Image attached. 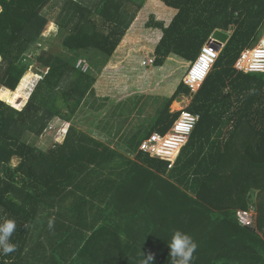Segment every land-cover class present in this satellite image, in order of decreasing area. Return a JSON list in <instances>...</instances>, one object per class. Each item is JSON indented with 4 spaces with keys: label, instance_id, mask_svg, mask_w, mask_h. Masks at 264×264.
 <instances>
[{
    "label": "trees",
    "instance_id": "trees-1",
    "mask_svg": "<svg viewBox=\"0 0 264 264\" xmlns=\"http://www.w3.org/2000/svg\"><path fill=\"white\" fill-rule=\"evenodd\" d=\"M54 8L58 47L38 55ZM217 30L230 39L194 94L184 78ZM263 30L264 0H0L3 98L14 106L23 77L40 76L24 109L0 99V222L17 224L0 264H173L177 230L197 244L191 264H264V73L235 68ZM92 53L111 60L99 80L77 68ZM97 89L136 97L131 108L150 93L160 101L150 129L127 139L134 153L192 98L200 118L173 169L74 127L49 150L31 142L56 118L72 123ZM239 211L253 212L250 226Z\"/></svg>",
    "mask_w": 264,
    "mask_h": 264
},
{
    "label": "rangeland",
    "instance_id": "rangeland-1",
    "mask_svg": "<svg viewBox=\"0 0 264 264\" xmlns=\"http://www.w3.org/2000/svg\"><path fill=\"white\" fill-rule=\"evenodd\" d=\"M144 10H146L144 8ZM58 11L59 8H54V10L51 13H47L49 24L46 26L44 32L41 35L40 41H39V46L38 48H34L33 50L37 51V54L39 55L42 50L47 51L49 48L56 45L58 47V27L54 23L56 17L58 16ZM147 11V10H146ZM40 47V48H39ZM33 50L29 53L31 56L33 54ZM57 50H61V48H58ZM84 58H81L83 60H86L90 66L91 69H89L88 72L92 71L91 73L96 75V78L99 80L100 79V74L105 70L109 59L103 58L102 56L92 53L88 56H83ZM93 68V69H92ZM112 79V81H116ZM185 79V78H184ZM40 81V76L32 74V73H27L16 90L19 92V98L17 99V103L14 106H11L6 98H3L2 94L4 89L0 87V99L2 101H5L10 105L11 107L16 108L17 110H22L28 103V101L31 98L32 93L36 89L38 83ZM120 80L118 79V82ZM15 91V92H16ZM100 89H97L96 96H93L90 99L85 100L81 107L77 110L76 114L74 115V120L72 123L65 122L63 120H60L58 118L54 119L49 128L44 132L42 136H35L33 135L31 137V142H33L39 149L41 150H49L54 142H59L60 144L64 142L69 130L71 127H74L77 129V131L84 132L85 134H90L93 136L95 139L99 140L102 143H105L112 148L116 147V144L118 141H112L110 136L112 135L109 132H105L102 128L106 124L105 120H113V116H118L119 111L121 113V107L118 108L117 106L121 100L117 102H113L111 104V99L108 98L109 100L105 99V96L107 95L106 92H103ZM12 96L14 91H11L10 93ZM99 96H98V95ZM16 97V96H14ZM22 97V98H21ZM133 99H136V97H133L132 99L128 100L129 102H133ZM192 98L191 97H182L180 99L179 105L176 103L173 104L171 107L172 111H181L182 108H187L189 103H191ZM71 102H75L74 99L71 98ZM130 103V104H131ZM121 104V103H120ZM161 105L160 101L154 100V97L150 96H145L141 99L139 102V105H137V109L139 107L144 108V115L142 118L140 117L139 121V126L141 128H148L151 125V122L153 121V118L156 114V110L159 106ZM131 106V105H130ZM124 112H127L125 109ZM64 113L67 114V109L64 110ZM111 120V121H112ZM122 130H127L126 128H123ZM20 164V160L18 158L13 159L12 165L14 167H17Z\"/></svg>",
    "mask_w": 264,
    "mask_h": 264
},
{
    "label": "built area",
    "instance_id": "built-area-1",
    "mask_svg": "<svg viewBox=\"0 0 264 264\" xmlns=\"http://www.w3.org/2000/svg\"><path fill=\"white\" fill-rule=\"evenodd\" d=\"M224 47L225 44L221 43L213 36L203 47L198 59L192 65L184 80L185 84L190 87L194 94L198 92L212 72ZM143 64L145 67H152L154 58L152 56L147 57ZM77 68L87 73L90 69V65L87 61L81 60L77 64ZM235 68L239 72L247 74L264 73V30L259 43L242 53ZM199 118V115L183 109L181 111V116L174 123L169 132L165 135L158 132L152 134L141 143L139 152L154 159L167 161L169 163V169H173L183 148L189 142ZM237 217L239 222L246 226H250L254 218L253 212L250 213L247 211H239Z\"/></svg>",
    "mask_w": 264,
    "mask_h": 264
},
{
    "label": "clouds",
    "instance_id": "clouds-1",
    "mask_svg": "<svg viewBox=\"0 0 264 264\" xmlns=\"http://www.w3.org/2000/svg\"><path fill=\"white\" fill-rule=\"evenodd\" d=\"M2 88L6 89L4 87ZM177 161L178 159L176 160V162ZM16 227L17 224L13 219H3L2 222H0V256H8L9 254L16 251L17 248L16 244L11 242V237L15 232ZM168 247L170 249V255L172 257L173 264H191V261L193 259V253L196 251L197 244L193 241L191 236L177 230L174 232ZM152 259L153 257L149 255L147 260H144V264H150Z\"/></svg>",
    "mask_w": 264,
    "mask_h": 264
},
{
    "label": "crops",
    "instance_id": "crops-1",
    "mask_svg": "<svg viewBox=\"0 0 264 264\" xmlns=\"http://www.w3.org/2000/svg\"><path fill=\"white\" fill-rule=\"evenodd\" d=\"M111 63V60L109 59V62L107 64V66ZM106 66V67H107ZM101 78V74L99 76ZM152 85L149 86V88H151ZM11 91V90H10ZM152 92H155V91H152ZM151 95L148 94V96ZM147 96V95H146ZM145 97V96H144ZM133 98V97H132ZM132 98H124L121 100V104L119 103L117 106H119L118 108L121 107V113L119 111V115L118 116H113V120L110 119V120H105L106 124L103 126V130L105 132H109L111 133L112 135L110 136L111 140L112 141H118V143L116 144L117 145H121L123 148H124V154L125 155H129L131 157H133L132 155L133 154H138L140 153L139 150L138 152L134 153L135 151L131 148H129L130 146L126 143L127 139H132L134 137H137V136H133L134 135V131L136 129H139L141 127H139V121L141 120L140 117L144 118L143 115H144V111H141V107L139 109H137V106L135 105L134 108H131V102L128 103V100L129 99H132ZM155 100V99H154ZM119 100H116V101H113L111 99V104H113V102H117ZM176 103L177 105H179V101H176L174 102ZM173 103V104H174ZM139 105V104H138ZM190 105V103H189ZM188 105V107H189ZM173 106V105H172ZM187 107V108H188ZM186 108V109H187ZM125 109L127 110V112H124ZM185 108H182L181 110H183ZM156 110V108H155ZM172 112H179V111H172ZM143 114V115H142ZM145 119V118H144ZM112 120V121H111ZM152 123V122H151ZM150 127V126H149ZM142 128V131H147L149 130L150 128ZM123 128H126L127 130H122ZM127 149V150H126ZM171 181H174V180H171ZM185 190V189H184ZM188 192V191H187Z\"/></svg>",
    "mask_w": 264,
    "mask_h": 264
},
{
    "label": "water",
    "instance_id": "water-1",
    "mask_svg": "<svg viewBox=\"0 0 264 264\" xmlns=\"http://www.w3.org/2000/svg\"><path fill=\"white\" fill-rule=\"evenodd\" d=\"M213 37L217 39L218 41H220L221 43L227 44L230 39V34L225 33L221 30H217L214 33Z\"/></svg>",
    "mask_w": 264,
    "mask_h": 264
}]
</instances>
